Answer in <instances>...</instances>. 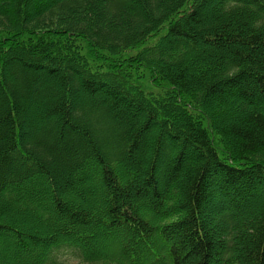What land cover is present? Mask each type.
Here are the masks:
<instances>
[{
    "label": "trees",
    "instance_id": "16d2710c",
    "mask_svg": "<svg viewBox=\"0 0 264 264\" xmlns=\"http://www.w3.org/2000/svg\"><path fill=\"white\" fill-rule=\"evenodd\" d=\"M36 2L0 0V264H264V0Z\"/></svg>",
    "mask_w": 264,
    "mask_h": 264
},
{
    "label": "rangeland",
    "instance_id": "374dc122",
    "mask_svg": "<svg viewBox=\"0 0 264 264\" xmlns=\"http://www.w3.org/2000/svg\"><path fill=\"white\" fill-rule=\"evenodd\" d=\"M37 2L39 1V0H36ZM37 2H36V4H37ZM209 52V56L208 55H206L205 53L203 54V56L204 57H206V58H208V59H211L212 57H214V56H217L218 54H219V51L218 50H216L215 48H213V47H210V48H207V53ZM33 73V70H29V74H32ZM33 93H34V96L36 97V99L33 101V102H31V105H29V107H28V109H29V112H30V108L31 107H37L38 105L37 104H40L41 103V101L42 100H40L38 97H40V95L39 94H35V90L33 91ZM43 94L42 95H45V94H47V93H49V94H52L53 93V91H52V89H47L46 91H43L42 92ZM0 95H2V93L0 92ZM99 96V94H93V97H98ZM1 101V100H0ZM37 101L39 102V103H37ZM43 103H45V104H47V106H51L52 104H53V101L51 100H47V101H43ZM42 103V104H43ZM28 112V113H29ZM27 113V114H28ZM30 120H33L32 119V116H30ZM66 161L67 160H65V159H63V158H61V161H60V163H59V172L61 171V168L66 164ZM5 167V166H4ZM1 169V168H0ZM105 196V194L104 193H102V194H98L96 197H91V199L94 201V202H96V204H98L99 203V200L102 198V197H104ZM72 200L71 201H73V202H75V205L77 206V207H81V206H86L84 203H82L81 202V200H79V199H77L76 198V196L74 195V196H71L70 197ZM99 205V204H98ZM87 207V206H86ZM67 223V220L66 219H62L61 220V224H66ZM62 259L64 260V261H66V264H83L81 261H79V259L76 257V256H74V255H72V254H69V253H66V254H63V257H62Z\"/></svg>",
    "mask_w": 264,
    "mask_h": 264
}]
</instances>
